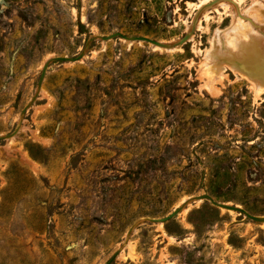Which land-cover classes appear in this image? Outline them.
<instances>
[{"label":"rangeland","instance_id":"374dc122","mask_svg":"<svg viewBox=\"0 0 264 264\" xmlns=\"http://www.w3.org/2000/svg\"><path fill=\"white\" fill-rule=\"evenodd\" d=\"M246 214L264 0H0V264H264Z\"/></svg>","mask_w":264,"mask_h":264},{"label":"water","instance_id":"95a60500","mask_svg":"<svg viewBox=\"0 0 264 264\" xmlns=\"http://www.w3.org/2000/svg\"><path fill=\"white\" fill-rule=\"evenodd\" d=\"M206 7H207V5H205L203 7V9H205ZM114 37H123V38H126L128 40L145 41V42L152 43L155 46H159V47H163V48H174L176 46H179V45H182V44L186 43L189 40V38H190V34H186L180 41L176 42L175 44L164 43V42H161V41H158V40H153V39L147 38L145 36H134V37L125 36V35H123L120 32H115V33L110 34L108 36H104L103 39L104 40H108V39H111V38H114ZM82 57H83V53H81V54H79L77 56H73V57L65 56V57H57L55 59L56 60H65V61H70V62H76V61L80 60ZM47 68H48V63H46L44 65L43 69H42V75H41V78L39 80V84L42 83ZM204 197L207 198L206 196H204ZM200 199L201 198H198V200H200ZM217 205L222 207V208H226V209H230V210H235V211H239V212L243 211L241 208H239L237 206H231V205L225 204V203H219V204L217 203ZM180 209H178V210L174 211L173 213L169 214L168 216H166L162 220L163 221L169 220L170 218L175 216L180 211ZM246 215L249 218H251V219H253V220L257 221V222H263L264 221V218H260V217H257V216H252V215H249V214H246Z\"/></svg>","mask_w":264,"mask_h":264},{"label":"bare ground","instance_id":"6f19581e","mask_svg":"<svg viewBox=\"0 0 264 264\" xmlns=\"http://www.w3.org/2000/svg\"><path fill=\"white\" fill-rule=\"evenodd\" d=\"M257 85H258L259 88H262V87H263V86H262L261 84H259V83H258Z\"/></svg>","mask_w":264,"mask_h":264}]
</instances>
